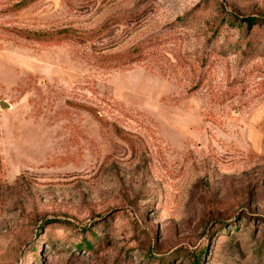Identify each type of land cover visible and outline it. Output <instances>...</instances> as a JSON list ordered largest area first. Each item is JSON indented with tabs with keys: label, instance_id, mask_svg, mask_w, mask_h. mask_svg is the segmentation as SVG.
Instances as JSON below:
<instances>
[{
	"label": "rangeland",
	"instance_id": "obj_1",
	"mask_svg": "<svg viewBox=\"0 0 264 264\" xmlns=\"http://www.w3.org/2000/svg\"><path fill=\"white\" fill-rule=\"evenodd\" d=\"M1 102L0 264H264V0H0Z\"/></svg>",
	"mask_w": 264,
	"mask_h": 264
},
{
	"label": "trees",
	"instance_id": "obj_2",
	"mask_svg": "<svg viewBox=\"0 0 264 264\" xmlns=\"http://www.w3.org/2000/svg\"><path fill=\"white\" fill-rule=\"evenodd\" d=\"M246 22H248L249 24H252L255 19L253 18H244ZM103 26H101L99 29H96L92 32H90L88 34V38H94L96 35L100 34L102 31H103ZM62 33H65V32H62ZM139 54L141 53V51L139 49H137V47L133 48L131 51L125 53V54H119V55H116L114 57H111V58H108V57H102L100 59H102V61H105V62H111V61H114L116 65H127V64H130L132 62H134L135 58H132V56L134 54ZM87 247H91L90 243H87L86 244ZM203 250L199 253V256L202 254ZM194 264H198V258L197 259H194L193 260Z\"/></svg>",
	"mask_w": 264,
	"mask_h": 264
},
{
	"label": "water",
	"instance_id": "obj_3",
	"mask_svg": "<svg viewBox=\"0 0 264 264\" xmlns=\"http://www.w3.org/2000/svg\"><path fill=\"white\" fill-rule=\"evenodd\" d=\"M0 106H1V108H6L7 107L4 102H1Z\"/></svg>",
	"mask_w": 264,
	"mask_h": 264
}]
</instances>
